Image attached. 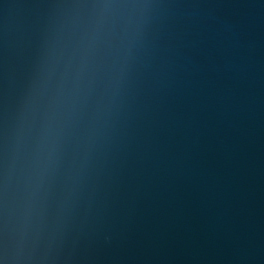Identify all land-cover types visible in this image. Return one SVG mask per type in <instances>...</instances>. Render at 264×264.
Instances as JSON below:
<instances>
[{
    "label": "water",
    "instance_id": "1",
    "mask_svg": "<svg viewBox=\"0 0 264 264\" xmlns=\"http://www.w3.org/2000/svg\"><path fill=\"white\" fill-rule=\"evenodd\" d=\"M0 264H264V0H0Z\"/></svg>",
    "mask_w": 264,
    "mask_h": 264
}]
</instances>
